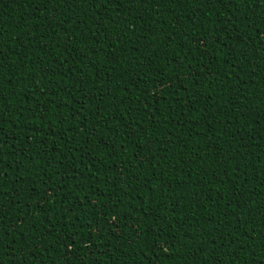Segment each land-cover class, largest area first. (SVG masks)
<instances>
[{"label": "trees", "instance_id": "obj_1", "mask_svg": "<svg viewBox=\"0 0 264 264\" xmlns=\"http://www.w3.org/2000/svg\"><path fill=\"white\" fill-rule=\"evenodd\" d=\"M0 264H264V0H0Z\"/></svg>", "mask_w": 264, "mask_h": 264}]
</instances>
